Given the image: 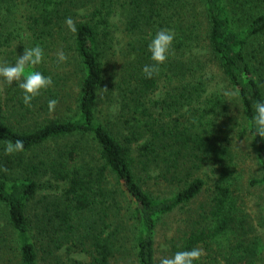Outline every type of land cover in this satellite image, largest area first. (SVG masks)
Segmentation results:
<instances>
[{"label":"trees","instance_id":"16d2710c","mask_svg":"<svg viewBox=\"0 0 264 264\" xmlns=\"http://www.w3.org/2000/svg\"><path fill=\"white\" fill-rule=\"evenodd\" d=\"M165 28L171 54L147 79L148 44ZM36 45L53 85L31 108L1 79L0 264H159L194 247L205 253L194 264H264V217L244 203L264 192V138L250 123L264 101V0H0L1 63ZM16 139L24 151L5 155Z\"/></svg>","mask_w":264,"mask_h":264},{"label":"clouds","instance_id":"9594fccd","mask_svg":"<svg viewBox=\"0 0 264 264\" xmlns=\"http://www.w3.org/2000/svg\"><path fill=\"white\" fill-rule=\"evenodd\" d=\"M70 31H76L74 21L71 17L65 21ZM175 39L174 31L170 29H160L148 44L150 59L153 62L150 65H145L142 69L147 79L158 75L160 65L164 64L172 51L173 41ZM58 63H64L68 57L63 50L57 51ZM44 49L40 45L31 48H24L23 54L18 55L14 64L7 62L0 63V79L8 86L14 83L22 90L23 104L31 108L33 101L37 98L42 90L48 89L53 85V80L50 76H45L38 70V66L43 63ZM226 96H234L232 92H225ZM58 101L51 99L48 101V110L54 112ZM254 109L251 125L254 129L252 135L254 138L259 136L264 138V101H253ZM24 151V141L16 139L15 141L8 140L4 142V154L13 155ZM6 171V169H0ZM202 248L194 247L191 250H182L175 252L172 256H164L159 260V264H194L203 256Z\"/></svg>","mask_w":264,"mask_h":264},{"label":"rangeland","instance_id":"374dc122","mask_svg":"<svg viewBox=\"0 0 264 264\" xmlns=\"http://www.w3.org/2000/svg\"><path fill=\"white\" fill-rule=\"evenodd\" d=\"M123 15L121 13H117V15H115V18L113 20L114 23V30L119 32L120 34V30L123 27L122 24V20H123ZM119 43L115 44L113 46V48L115 49L116 52H119V56H122V54H124V48H125V44L127 42V39L124 38H119ZM114 58H118V54L114 55ZM120 58V57H119ZM118 58V59H119ZM52 62V61H51ZM50 62V63H51ZM1 63V61H0ZM211 72L216 76L215 79H213V83L215 84L216 87H226L224 80L222 79V77L219 75L218 70L211 68ZM264 83V81H263ZM0 92L3 95L4 94V88L0 79ZM4 97V95L2 96ZM236 100V98H235ZM101 107L103 111H107L108 109L113 110V108L107 107V103L106 102H102L101 103ZM233 112L234 113H238V110L236 108H233ZM238 116V114H237ZM245 149L248 148V143L246 142L244 144ZM245 175L247 177L250 176H259L258 175V171L255 170V166L254 164H252V162L247 161L244 165V171ZM202 176H204L205 178H207V176H210V172L208 171L207 168L203 169L202 172ZM207 181L210 182V178H207ZM248 190H243V193H246ZM44 192V191H41ZM244 203L246 204V207L248 208V210L251 212V214L256 218L255 222L259 223L261 222V217H264V192L259 190V189H251L250 191H248L247 194H244ZM260 204V206H262V210L260 211V206L258 205ZM171 220V218L169 219ZM262 227L264 228V223L262 225ZM165 228L164 229H160L157 234H156V245L158 246V250L163 249L166 246L165 243Z\"/></svg>","mask_w":264,"mask_h":264}]
</instances>
